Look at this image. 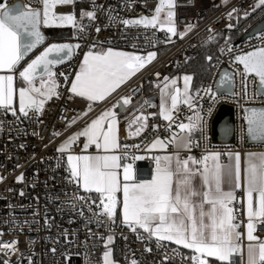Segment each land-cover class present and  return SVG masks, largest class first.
Segmentation results:
<instances>
[{
	"label": "built area",
	"instance_id": "1",
	"mask_svg": "<svg viewBox=\"0 0 264 264\" xmlns=\"http://www.w3.org/2000/svg\"><path fill=\"white\" fill-rule=\"evenodd\" d=\"M257 1L172 0L173 6H166L160 13L163 22L166 13L172 11L171 22L147 28L142 24L125 25L123 21L151 19L159 0H75L70 7L53 8L52 15L59 16L76 14L80 5L81 11L94 15L82 23L83 30L79 27L75 30L74 40L79 47L72 42L73 58L52 69L54 95L41 112L29 110L25 116L0 108V264H104L108 248L114 250L120 264H133V261L193 264V254L159 241L139 227L133 231L117 218L116 207L113 217L101 215L100 196L85 192L71 176L67 157L82 153L84 138L80 136L65 152L58 149L92 118L84 115L90 102L72 93L71 84L89 51L107 48L144 57L156 54L114 100L123 102L124 98H130L127 105L139 106L119 128V155L141 157L121 160L122 165L132 164L135 181L150 180L155 173L153 157L157 155L150 149L152 142L164 139L168 133L184 134L177 125L188 123V118H195L196 113L203 118V133H193L190 150L179 152L182 160L192 157L202 163L204 156L216 153L222 157L228 154L243 157L250 152H262L264 143L254 145L248 140L247 111L264 107V96L259 93L258 77L245 73L236 57L264 48V31L226 48L213 63L209 78L194 93L191 106L185 104L171 110L168 113L171 120L160 117L146 95L147 86H158L170 73L199 59L202 36L230 30L237 15L253 10ZM17 3L25 11L30 5L31 10L40 11L42 16L41 0H6L8 7ZM50 21L54 26L58 24V20ZM41 23L45 31L54 29ZM168 27H174L175 34ZM225 71L232 75V94L218 90L220 76ZM44 79L47 81V75ZM35 84L40 85V79ZM223 106L232 108L234 113L232 143L213 140V122ZM73 118L76 122L67 127ZM95 152L92 148L91 153ZM21 176L23 179L18 181ZM244 196V191L237 194L233 209L234 222L239 224V243L245 249L250 242L244 232L247 223ZM255 237L256 242L264 240V220L257 224ZM9 241L16 243L9 247L6 243ZM202 258L212 264L208 257ZM244 258V254L235 253L230 261L244 264Z\"/></svg>",
	"mask_w": 264,
	"mask_h": 264
},
{
	"label": "snow or ice",
	"instance_id": "2",
	"mask_svg": "<svg viewBox=\"0 0 264 264\" xmlns=\"http://www.w3.org/2000/svg\"><path fill=\"white\" fill-rule=\"evenodd\" d=\"M43 12L23 10V6L16 5L8 7L6 0L0 2V69H7L14 72L20 65L23 58L42 44L44 37L39 31L41 22L48 25L52 21L59 20L68 22L83 30V25H78L74 15H52L51 10L57 5H67L73 0H41ZM260 5H264V0H259ZM171 8L172 0H159L155 9V15L149 19L141 17L135 20H125V25H143L144 27H156L159 23L163 26L170 23L174 13L168 11L166 20H160V13L165 7ZM88 17H93L92 12L85 13ZM190 27V26H189ZM100 29H97V32ZM168 31L175 34L174 27H168ZM79 47V45H76ZM64 56H71L72 46L67 44H53L46 48L40 55L36 56L22 71L19 76L27 87L19 89V111L27 116L29 110L41 112L44 100L35 99L31 93L39 94L48 99L51 98L55 81L51 66L62 63ZM54 54V55H53ZM155 53H149L147 57L139 55H129L124 52H116L111 49L107 51L93 52L85 54L79 73L71 84V92L89 101H99L105 99L107 95L114 92L131 75L144 68L155 57ZM210 59V58H209ZM236 60L243 64L245 73H255L259 76L261 85L264 87V48H259L244 55L237 56ZM39 72L47 75L40 76V87L35 86V80ZM168 78L165 77V80ZM191 76H185V90L187 82ZM175 81H173V84ZM167 87V85H165ZM13 75L0 76V108L9 109L13 103ZM172 108L177 106V96L171 95ZM191 106V98L184 101ZM130 103V98H124L123 104ZM123 106V105H121ZM89 110H91L89 108ZM255 113V110H253ZM13 114L15 111L13 110ZM87 115V112L84 113ZM141 118L138 117L137 121ZM146 119V118H144ZM165 119L171 120V115H165ZM107 120L105 129L104 122ZM188 123L180 122L177 126L185 135L177 137L174 135L169 143L174 144L178 149H189L192 146V135L199 131L203 133V118L196 113L195 118L189 117ZM76 122L75 118L67 127H71ZM115 113L105 111L100 117L93 120L82 131L73 134L58 149L65 152L75 141L84 136L87 142L84 148L94 144L97 149L103 146L105 152L109 149L120 147L113 129ZM254 121H250V124ZM131 127V125H130ZM140 128H137L139 134ZM253 129L250 127L249 132ZM258 131L264 138V113L258 123ZM59 135V133H53ZM157 144L165 146L163 141L154 142L151 147ZM139 147V146H135ZM125 148L127 146L125 145ZM219 153L212 154L211 157L204 156L203 161L212 159L217 161ZM141 157H129L127 153L123 155H68L67 160L71 165V176L79 181L82 180L83 188L86 191L94 190L100 194L101 215L113 217L117 204L116 193L122 191L123 201V222L133 231L137 227L156 236L158 240H168L182 245L184 248L193 250L191 259L193 264H208V260L202 257H215L221 262L227 261L231 264L230 257L239 249L240 233L237 231L239 224L235 223L236 216L234 209L229 205L234 200L233 191H224L222 183H235L238 189L241 187L240 157L235 156V170L231 166H221L218 163L212 169L204 165L203 171L192 166L200 161L188 157L181 161L179 153L175 157L170 155L155 156V173L150 180L135 181L132 164L122 165L121 160H136ZM75 161V163H73ZM123 170V180L119 179L118 170ZM203 177V185L200 190L193 188L192 180L196 173ZM18 181L23 177H18ZM206 186L207 190H202ZM247 191V214L249 223L247 225V239L257 240L253 236L252 218H264V157H261L259 166L250 164L246 175ZM253 193L259 196L258 209L253 206ZM194 197H202L198 205L194 204ZM211 206L205 212L204 204ZM199 208L198 215L195 214ZM207 221L206 222V218ZM111 240V237H109ZM9 247L15 241L6 242ZM258 247V259L255 257V249ZM249 264H264V242H259L257 246L248 245ZM109 253H105V264H108ZM7 264V262H5ZM135 264V261H133Z\"/></svg>",
	"mask_w": 264,
	"mask_h": 264
},
{
	"label": "crops",
	"instance_id": "3",
	"mask_svg": "<svg viewBox=\"0 0 264 264\" xmlns=\"http://www.w3.org/2000/svg\"><path fill=\"white\" fill-rule=\"evenodd\" d=\"M70 6H72V5H69L68 7H70ZM59 7H60V9H63L62 7H64V6L63 5H59ZM71 42H73V41H71ZM103 49H107V48H103ZM98 50H100V49H98ZM98 50H95L93 52H98ZM111 50H114V49H111ZM120 52H122V51H120ZM124 53H126V52H124ZM127 54L134 55V54H130V53H127ZM142 69H140L139 71H137L134 75H131L130 78H128L124 83H122L114 92H112L110 95H107L105 97V99L99 100V101H89L88 100L90 102L89 108L91 110L88 109L87 116H91L92 118L81 129V131L87 125H89L93 120H95L98 117H100L105 111H111V112L115 113V122L113 124V129H114V132L116 134L118 144H120V141H119V128H120L121 124L131 114H133L134 112H136L138 110L139 106H137V105L130 106V105H127V104H123V102H121V101L114 102L115 96ZM185 70H186V68L181 69V70H178V71H174V72L170 73L169 74V78L166 81H164L163 83L159 84L158 86H154V85L147 86V88H146V95L148 97V100L149 99L152 100V102L151 101L150 102L157 109L158 114H159L160 117H165V115H168V113L171 110H173V108H172V102H171V95H176L177 96V101L178 102H177V106L176 107H178L180 105L188 104V103H185L184 102L185 100L181 99L180 94H179V91H178V86H177L178 83L176 82V75L179 74L181 71H185ZM18 73L19 72L16 71V70L14 72H9L7 69H0V76L13 75V87H14V91H16V92L18 90L19 84L22 85V82L18 80V76H17ZM173 81H175L174 84H173ZM165 85H167V87H165ZM194 93L195 92L192 91V94H191V97H190L191 98V101L193 99ZM53 95H54V91H53L52 96ZM48 100H49L48 98H45L44 105H45V103ZM14 102H15V106H16V109H17L15 112H20L19 111V103H18L17 97H16V100ZM121 105H123V106H121ZM12 110H14V109H12ZM104 124H105V129H106V127H107V120L104 122ZM72 135H70V136H72ZM174 135H176L177 137H179V136L185 135V133L184 134H180V135L168 133L164 139H156L154 141V142H156L158 140L159 141H163L165 146H161V145L157 144V146L155 148L150 147V149L153 152H155V154L157 156L170 155V156H173V157H175V155L177 154V152L179 153V152H183V151L188 150V149H184V148H179L178 149L174 144L169 143V141L171 140V138ZM69 137L66 140H68ZM82 137L84 138V144H83V148H82V153L79 154V155H92V156H95V155H119V152H118L119 151V148H117V149H109L107 152H105V150L103 149V146H101V148L97 149V147L94 144H92V145H89V147L87 149H85L84 148V145L87 142V139L84 136H82ZM64 142L62 144H64ZM154 142H152V144ZM92 148H95L96 149V152L95 153H91ZM235 156H236V154H228L225 157L219 156L217 161H213L210 158L207 161H204L202 163H198L196 165H193L192 167L195 168V169H199L202 172L205 164L207 165V167L209 169H212L215 166V164L218 163L221 166H231L233 168V171H234L235 170V163H236ZM209 157H211V156H209ZM239 157H240L239 163H240V175H241V181H240V183H241V187L237 189L235 187L234 181L231 184H229L227 182H224V183H222L221 187H222V189L224 191H233V193H234V200L229 205L232 208H233V205L236 204V201H237L236 200L237 199L236 196H237V194L239 192H241V191H244V194H245V196H244V206H245L246 217H247V223H246L244 232H245V236L247 238V231H248L247 230V225L250 222L249 221L248 214H247V200H248L247 191H246V175H247V169H248V167H249L250 164H255L257 166L260 165V163H261V157H264V151H262V152H250V153L245 154L243 157H241V156H239ZM181 161H183V160L181 159ZM73 163H75V161ZM118 172H119V179L122 182V180H123V170H122V168L119 169ZM79 183H80L81 188L84 190L82 180L79 181ZM192 185H193V188H195L197 190H200L202 188V185H203V177L199 174V172H197L196 175H195V177L193 178ZM202 190H207V187L204 186ZM84 191L85 192L92 193L96 197L100 196V194L99 193H96L94 190H92V191H86V190H84ZM115 195H116V198H117V204H116L117 218L120 221L123 222V209H122L123 194H122V191L117 192ZM201 199H202V197H194L193 198L194 204L198 205L200 203ZM258 200H259L258 194L257 193H253V206H254V209H258ZM210 208H211V206L209 204H207V203L204 204V210H205V212L209 211ZM198 212H199V208L197 207L196 210H195V214L198 215ZM205 219H206V222H208L207 221V217ZM262 220H264V218L255 217V216L251 220V223L253 224V236L254 237H255V230H256L257 224L260 221H262ZM154 237L158 240V238L156 236H154ZM159 241H162V242H165V243L170 244L172 246L178 247V248H180L182 251H184L187 254H194L193 253V250L184 248L182 245H177L176 243H174L172 241H168V240H159ZM249 242H250L249 244H252L253 246H257L258 243H259V242H256V240L249 241ZM261 242H264V240H262ZM248 245L244 249L243 246L239 243V249L236 252L233 253V254H235V253H237V254H244L245 255L244 264H249ZM106 252L109 253V256H108V264H120V262L116 258V254L114 253V250L112 248H108L106 250ZM258 255H259V249H258V247H256V249H255V257L254 258L258 259ZM208 258H209V260H210V262L212 264H226V262H227V261L221 262V261L217 260L215 257H208ZM104 264H105V255H104Z\"/></svg>",
	"mask_w": 264,
	"mask_h": 264
},
{
	"label": "water",
	"instance_id": "4",
	"mask_svg": "<svg viewBox=\"0 0 264 264\" xmlns=\"http://www.w3.org/2000/svg\"><path fill=\"white\" fill-rule=\"evenodd\" d=\"M16 5L22 6L21 3H17L9 7H13ZM39 31L44 37L43 43L38 45L35 49H33L23 58V60L20 62V65L17 67L16 71L18 72L22 71L23 68L26 67L28 63H30L33 59L36 58V56L40 55L46 48H48L49 46L53 44H56V45L67 44V45L72 46V54L71 56H64V54L61 53L60 55L64 57L63 62L51 66V69H54L57 66L63 63H66L73 58L74 46L71 41L49 43V37L46 34L45 30L42 29V23L39 26ZM262 31H264V20L258 23L250 31L244 33L237 43L242 42L248 37L254 36ZM250 74L256 75L255 73H250ZM41 75L45 76V74H43L42 72H39L38 70V75H37L35 82L38 79H40ZM257 77L259 79V93L264 96V87H262L261 85L259 76ZM218 90L220 93H223V94H232L233 79H232V75L229 72L225 71L221 74L219 82H218ZM150 101L152 102L151 99H149V102ZM253 110H255V113H253ZM262 113H264V107L250 108L247 111L248 140L251 144H254V145H261L264 143V138H262L261 134L258 131V123L261 119ZM250 121H254V123L250 124ZM250 127L253 129L251 133L249 132ZM213 140L215 143H232L233 142L234 140V113H233L232 108L223 106L219 110L213 122Z\"/></svg>",
	"mask_w": 264,
	"mask_h": 264
},
{
	"label": "trees",
	"instance_id": "5",
	"mask_svg": "<svg viewBox=\"0 0 264 264\" xmlns=\"http://www.w3.org/2000/svg\"><path fill=\"white\" fill-rule=\"evenodd\" d=\"M81 8L82 6L79 5L77 11H80ZM262 20H264V5L256 6L248 13L237 15L230 30L216 34H205L199 39L200 57L185 70L193 74V92H196L209 78L213 63L225 49L237 43L244 33L250 31ZM45 32L49 37V43L74 40L71 31L51 29Z\"/></svg>",
	"mask_w": 264,
	"mask_h": 264
},
{
	"label": "rangeland",
	"instance_id": "6",
	"mask_svg": "<svg viewBox=\"0 0 264 264\" xmlns=\"http://www.w3.org/2000/svg\"><path fill=\"white\" fill-rule=\"evenodd\" d=\"M75 3V0H73V3H70V4H67V5H63V6H66L68 7L69 5H73ZM59 6V5H57ZM256 6H260L259 4V0L257 1L256 3ZM53 12V9L51 10V14ZM85 13H88L87 10H82V11H78L76 14H71V15H74L75 16V19H76V22L78 25H82V23L85 21L86 18H88L87 15H84ZM60 15H68L67 13H62ZM50 27H53L54 29H58V30H63V31H71L73 33V36L75 34V30L77 28V26H74L73 24L71 23H68V22H62V21H59L58 20V24L57 25H52L51 21L49 22L48 24ZM74 44L76 45V42L73 40ZM101 48L100 50H98V52L100 51H106L107 49H103ZM113 51H116V50H113ZM116 52H120V51H116ZM18 80L22 82V85L19 84V87H18V90L17 92L14 91V95H13V103L11 105V108L9 109H14V111H16V106H15V100H16V97H17V100H18V103H19V95H18V92H19V89L21 87H27V84L25 82L22 81V79L20 78L19 76V73H18ZM185 76H191L192 79L190 81L187 82V90H185V80H184V77ZM193 74H191L190 72L188 71H181L179 74L176 75V82L178 83V91H179V94H180V97L181 99L185 100L186 98L188 97H191V94H192V87H193ZM36 87H40V85H37L35 84ZM14 88V87H13ZM31 95L37 99V100H41L43 99L45 101V98L44 96H40L39 94H36V93H31Z\"/></svg>",
	"mask_w": 264,
	"mask_h": 264
}]
</instances>
